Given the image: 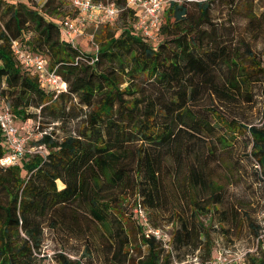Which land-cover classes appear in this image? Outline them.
Instances as JSON below:
<instances>
[{"label":"trees","instance_id":"obj_1","mask_svg":"<svg viewBox=\"0 0 264 264\" xmlns=\"http://www.w3.org/2000/svg\"><path fill=\"white\" fill-rule=\"evenodd\" d=\"M93 1L113 2L121 10V26L116 32L112 26L118 20L100 25L94 33L97 49L86 54L60 38L52 18L59 14L60 0H45L39 9L19 0H0V102L17 124L39 120L34 145L43 146L45 153L26 152L18 164L0 167V264H44L43 223L49 220L52 228L62 223L79 235L80 217L104 230L108 264H181L187 254L202 248L210 257L209 233L200 218L220 213V185L209 182V196H190L187 212H172L175 228L167 248L145 233L146 222H138L146 250L138 262L129 256L132 232L124 227L119 206L131 194L150 210L158 207L163 154L177 163L182 160L184 132L220 130L217 139L224 147L248 135L250 156L264 179V119L253 124L228 114L240 98L251 102L255 86L261 87L264 99V46L259 54L243 37L235 46L220 43L212 17L215 1H223L230 11H247V27L258 32L264 26V9L256 14L254 0H166L153 45L135 34L137 15L126 0ZM72 11L62 20L75 16ZM13 42L43 57L66 90L56 94L43 87L21 64ZM205 95L220 103L204 109L212 124L196 110L195 103ZM73 120L78 123L72 132L55 135L58 124ZM207 151V156L215 155L214 148ZM7 152L0 129V158ZM201 164L189 167L191 184L204 185L208 178V163ZM249 225L256 237L264 234V228ZM84 243L89 246L92 239L86 235ZM84 249L79 257L53 251L52 260L89 264L92 256ZM244 264H264V252L247 254Z\"/></svg>","mask_w":264,"mask_h":264},{"label":"rangeland","instance_id":"obj_2","mask_svg":"<svg viewBox=\"0 0 264 264\" xmlns=\"http://www.w3.org/2000/svg\"><path fill=\"white\" fill-rule=\"evenodd\" d=\"M27 6L41 8L45 0H19ZM204 0H194V2ZM264 0L253 1V7L256 14H259L263 9ZM59 14L53 16V20L57 23L67 15H71L74 10L69 2H61ZM249 5V4H247ZM247 11L240 10L238 13L230 11L223 1H215L213 4L212 17L216 21V30L219 37V42L226 41L227 44L233 46L238 44V39L243 37L250 45L253 51L261 53L264 46V26L261 30L254 31L247 27ZM121 26V21H117L112 26V30H116ZM94 32L93 27H89L81 39H76V45L86 54H94L96 46L89 39V35ZM116 32H118L116 30ZM136 35L139 32L135 31ZM94 40V38H93ZM264 65V63H263ZM215 79L218 80L217 76ZM219 82V81H218ZM251 102H246L240 98L238 102L232 103L229 116L244 120L246 123L260 124L264 119V99L263 90L261 87L255 86L252 91ZM213 99V98H212ZM215 99V98H214ZM213 99V100H214ZM211 101V98L205 95L202 99L197 100L195 105L199 117L206 121H211L209 115L204 111L205 107H213L220 105L218 101ZM39 120L28 122L29 132L26 144L28 154H34L35 140L39 138L36 127ZM78 121H68L64 124H58L59 128L55 129L51 126L47 131L55 130L56 136L67 135L72 132ZM184 132L180 137V148L185 152L182 160L177 163L169 154H163L164 173L163 189L161 203L154 210H150L145 204L140 203L138 197L128 195L120 202L119 212L123 214L124 227L130 230V246L129 256L134 262H138L139 257L145 253V247L140 244L138 232V222L147 223V229H158L165 234L167 238L175 228V223L172 218V212H187L188 200L190 196L204 199L210 195L209 182H214L222 187L221 194L218 195L220 203L218 208L220 213L213 214L212 218H200L205 228L208 230L211 253L210 257L206 254L207 251L198 250L194 253H189L181 264H208L218 252L224 250L232 252H246L247 254L258 255L260 245L257 242V237L250 228L249 223L259 225L264 228V179L259 175V167L250 156L251 143L248 135L237 138L234 144L227 147L222 146L218 142L217 137L221 135L220 130L212 129L211 131L202 130L201 132L190 131ZM214 148V156H207V148ZM40 154L45 155L41 152ZM207 158V159H206ZM208 163L205 183L191 184L188 178L189 167L202 161ZM176 168L175 170L173 168ZM175 173L174 177L170 176ZM207 184V185H206ZM61 187V184L58 183ZM140 203V204H139ZM141 209L143 219L138 217L136 210ZM185 215V213H184ZM225 216V217H223ZM79 224L81 232L78 235L76 232H71L62 223L57 225V228L50 227V221L46 220L43 223V245L46 252L65 250L74 257H79L82 254L83 246L88 248V254L92 256L89 264H108L109 246L107 245L104 230L100 226L95 225L87 217H80ZM146 229V230H147ZM262 234V231H261ZM86 235L92 239V243L86 246L84 243ZM68 239H71L69 242Z\"/></svg>","mask_w":264,"mask_h":264},{"label":"built area","instance_id":"obj_3","mask_svg":"<svg viewBox=\"0 0 264 264\" xmlns=\"http://www.w3.org/2000/svg\"><path fill=\"white\" fill-rule=\"evenodd\" d=\"M65 1L70 3L76 14L73 17H66L61 20L58 22V25L61 40L71 45L76 44V39L81 38L90 26L93 27L94 32L89 35V39L94 43V33L99 26L115 23L121 12L113 2H94L93 0ZM176 1L180 2V0ZM166 4V0H126V7L134 10L137 15L134 23L135 30L139 32V35L143 39L153 45L157 43L160 35ZM13 49L23 67L32 70L38 76L40 84L43 87L54 90L56 94L66 90V84L60 80L54 70L48 69L47 62L43 57L24 52L20 49L17 42H13ZM95 60L96 58L92 59L91 63ZM0 129L5 136V142L8 147L7 154L0 158V167L16 165L24 154L28 152L26 144L29 138L25 135L29 132V124H17L12 118L8 107L3 102H0ZM43 150V146H38L35 147L34 153H41ZM136 211L138 217L145 221V218L142 217V210L138 209ZM145 233L160 240L165 248L168 247L170 238H167L158 229L148 228ZM263 237L264 234L262 233L256 239L260 245V249L264 252ZM52 254L46 252V254L42 255L46 257L44 264H56L52 260ZM246 255V252L231 253L224 250L218 252L209 264H244Z\"/></svg>","mask_w":264,"mask_h":264},{"label":"crops","instance_id":"obj_4","mask_svg":"<svg viewBox=\"0 0 264 264\" xmlns=\"http://www.w3.org/2000/svg\"><path fill=\"white\" fill-rule=\"evenodd\" d=\"M77 39H81V38H77Z\"/></svg>","mask_w":264,"mask_h":264}]
</instances>
